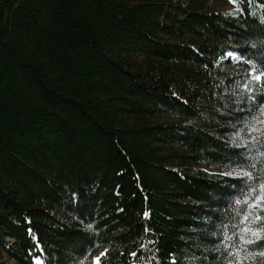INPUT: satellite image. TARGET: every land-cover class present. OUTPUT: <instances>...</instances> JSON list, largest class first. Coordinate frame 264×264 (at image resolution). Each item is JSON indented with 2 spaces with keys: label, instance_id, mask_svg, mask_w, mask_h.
<instances>
[{
  "label": "trees",
  "instance_id": "1",
  "mask_svg": "<svg viewBox=\"0 0 264 264\" xmlns=\"http://www.w3.org/2000/svg\"><path fill=\"white\" fill-rule=\"evenodd\" d=\"M262 113L264 0H0V264H264Z\"/></svg>",
  "mask_w": 264,
  "mask_h": 264
},
{
  "label": "rangeland",
  "instance_id": "2",
  "mask_svg": "<svg viewBox=\"0 0 264 264\" xmlns=\"http://www.w3.org/2000/svg\"><path fill=\"white\" fill-rule=\"evenodd\" d=\"M234 58V57H233ZM260 126L262 129H264V115L261 117L260 120ZM263 196L259 198L255 204L251 207V210L248 214V217L246 218V222H254L256 220H260V218L264 217V193L262 194ZM102 252H97L93 255V263L97 264L98 258L102 255ZM8 264H10V261L5 258ZM34 264H42L39 259L34 260Z\"/></svg>",
  "mask_w": 264,
  "mask_h": 264
},
{
  "label": "snow or ice",
  "instance_id": "3",
  "mask_svg": "<svg viewBox=\"0 0 264 264\" xmlns=\"http://www.w3.org/2000/svg\"><path fill=\"white\" fill-rule=\"evenodd\" d=\"M260 78H261L260 76L254 77V79H256V80H259ZM262 114H264V113H262ZM253 130H255V129H253ZM261 188L264 189V185H261ZM226 239H229V238L226 237Z\"/></svg>",
  "mask_w": 264,
  "mask_h": 264
}]
</instances>
